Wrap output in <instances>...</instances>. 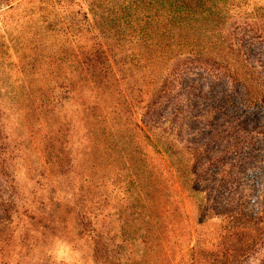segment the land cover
I'll list each match as a JSON object with an SVG mask.
<instances>
[{"label":"trees","instance_id":"obj_1","mask_svg":"<svg viewBox=\"0 0 264 264\" xmlns=\"http://www.w3.org/2000/svg\"><path fill=\"white\" fill-rule=\"evenodd\" d=\"M13 1L0 0V6L10 8ZM83 1L85 9L53 15H79L84 23L42 18L18 29L17 37L0 24V60L7 56L16 70L28 67L47 80L45 89L30 88L23 108L34 119L25 138L43 142L38 150L43 169L33 168L38 190L33 188L30 201L18 196L15 176H6L0 162V251L14 241L20 219L58 229L67 211L78 238L90 243L94 264H248L264 248V177L258 188L247 182L246 158H239L238 147L250 138L264 143V123L242 126L234 113L215 126L211 119L231 104L236 88L244 102L264 104V52L252 48V38L264 36V23L259 25L264 16L254 28H232L217 0ZM170 38L176 40L171 47ZM159 39L165 48H154ZM50 40L53 49L45 50ZM160 58H183L197 71L225 76L227 86L214 104L196 110L203 87L182 72L179 79L171 71L156 79L148 72ZM69 98H76L80 117L75 150L66 137L71 126L62 120L56 129L48 122ZM192 119L203 120L211 133L191 129ZM47 125L53 127V143L46 133L36 138ZM112 153L119 176L132 170L118 185L113 205L104 191L94 193L106 186ZM254 160L252 165L259 161ZM45 164L50 171L58 168L59 178L67 174L70 183L81 180L71 200L35 195L45 187ZM154 171L170 175L173 194L152 192ZM48 182L54 193L59 186Z\"/></svg>","mask_w":264,"mask_h":264},{"label":"rangeland","instance_id":"obj_2","mask_svg":"<svg viewBox=\"0 0 264 264\" xmlns=\"http://www.w3.org/2000/svg\"><path fill=\"white\" fill-rule=\"evenodd\" d=\"M216 2L221 6V9L224 8V10H227L226 12L230 21L229 25L232 28L239 24L254 28L257 24L256 21L259 22L258 18L264 16V0H217ZM10 6L12 7L3 8L0 6V14L2 13L3 15L0 16V24L7 25L11 36L17 37L18 29L40 24L42 18H44L46 22L53 24L70 21L84 23V19L79 15L66 19L62 15H53V12L55 10L77 11L85 9L87 8V3L83 0H15ZM262 23L264 22L260 21L259 25ZM261 28H264V26H261ZM21 39L22 37H18V42L16 41V43L19 44L17 47H19ZM51 41L52 40L45 43L47 45H44L46 48L45 50L53 49L48 47ZM174 42L176 43V40L172 41L170 38L167 45L171 47ZM71 44L78 45L79 43L71 42ZM163 44V40L159 39L158 41L155 40L153 45L154 48L159 49L158 47L165 48ZM252 46V48H255V52H264V36L252 38ZM167 53L170 54L169 52ZM159 54L160 53H157V55ZM5 57L6 58L3 60H0V124L2 126L0 129V162L3 160L2 164L4 165L6 176H15L13 187L15 184V190L18 196L23 200L27 199V201H30L32 199L31 196H34L32 193L33 188L38 190V185L34 183L37 180V176L33 177V168L36 167L37 171L40 170L38 167L43 169L41 167V158H39L40 155H38L40 154L38 150L39 148L42 149L43 142H29L27 138H25L26 130L29 128L30 124L34 123V119H32L31 113L29 111L26 112L23 108L24 104L28 102V98L31 96V93L29 94L30 88L35 89L40 86L45 89L47 80H44L35 73H31L32 71L28 67H25L24 70H16L10 58H7V56ZM150 67L151 71L148 73H156V79H159V76L164 74L165 71H171L170 75L172 78L177 79V72H182L186 78H188L189 82L193 81L198 86L200 85V87H203L202 95L204 98L202 100L200 99L202 104L196 108V110H204L211 106V104H214L217 97H219V92L226 88L228 82L225 76L219 79L214 78L213 73L197 71L190 62L183 58H160V60ZM147 69L150 70L149 68ZM186 82L187 80L185 84ZM52 84L53 82H50V85ZM236 90L238 91L230 98L231 104L226 106L222 105L219 110L214 112V119L213 117L211 119L212 125L215 126L216 124L222 123L224 118L231 116L233 113L239 116V123L242 126L252 127L254 125L263 124L264 104L252 103L249 101L244 102L240 97V89L236 88ZM55 116L56 118H49L48 122L56 129L59 127L62 120L64 121V125L67 123L69 127L71 126L66 137L67 140L74 142L72 147H74L73 149L75 150L77 147L75 141L77 135L79 136V132L77 131L79 129L77 127L78 119L80 118L79 109L76 105V98H69L68 101H64L59 114H55ZM205 124L206 123L201 119H192L188 126L191 129L195 128L201 136H207L211 132ZM51 125L44 126L41 130H38V136H36V138L46 133L47 137L50 139L53 138V143L56 136L53 133H49L51 129L53 130ZM188 131L187 129V132ZM240 140L242 139L240 138ZM36 145L38 146L37 148ZM238 148L240 152L239 158H246L244 165L248 169L245 173V179L249 184H253L255 188L260 187V183L262 182L261 179L264 177V143L259 139L250 138L244 140L241 147ZM112 156L113 157L109 158L110 167L107 173L106 186L104 190L101 188L94 190V193L99 194L104 191L107 194L110 204L113 205V202L115 204L114 196L118 190V185L121 184L122 180L126 183L128 173H131L132 170L127 169L126 172L121 173V176H119L114 164L116 161V159L114 161V153H112ZM80 159H82V157H80ZM84 159L85 161L87 160L86 157H84ZM254 159H259V161L252 165V162L255 161ZM76 164H78V160L75 162V169ZM157 164L158 161L156 164L154 162L155 168H157ZM252 166H254V168H252ZM29 167H31V170L28 169ZM57 171L58 168L54 167L50 171L48 164L44 165L43 173L45 177L42 180L44 183L43 186L45 187L41 191L35 193V195L39 193L38 195H41V198L45 196H58L65 201L72 199L71 193L77 191L81 185V180L75 176L76 178L73 180V183H70L69 179L66 178L67 174H64L65 177L59 178L56 175ZM158 172H153L154 180L152 185L154 186L152 192L156 191V188H158L165 195L173 194L171 191L173 185L171 182L173 179L169 177L170 175L164 173L160 175ZM139 176L143 178L142 174ZM94 178L98 183L100 174H94ZM48 180L55 183V188L59 186L54 193L51 190L53 184L49 183ZM125 183L122 182V185H125ZM69 184H74V187L71 188ZM11 191L13 193L14 188H11V190L8 189V192ZM67 213L69 214L67 211L61 213L63 218L66 217V220L64 221V228L60 226L58 229H53L47 222H44V227H40L42 223L29 226L20 219L17 229L15 228L14 231L12 230L14 241L11 245L0 251V264H94L91 258L90 243H84L85 241L83 239L78 238L75 224L72 222L73 217L71 214L68 215ZM181 225H184L183 219ZM36 232L42 234L38 235ZM36 238L37 241L35 242L34 239ZM263 252L264 248L259 254L253 255L252 260H250L248 264H264Z\"/></svg>","mask_w":264,"mask_h":264}]
</instances>
